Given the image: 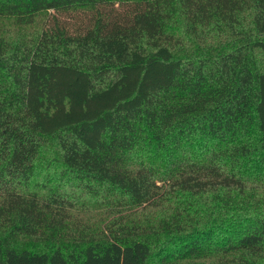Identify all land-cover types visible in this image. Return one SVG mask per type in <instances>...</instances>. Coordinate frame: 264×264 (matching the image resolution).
<instances>
[{
  "label": "trees",
  "instance_id": "obj_1",
  "mask_svg": "<svg viewBox=\"0 0 264 264\" xmlns=\"http://www.w3.org/2000/svg\"><path fill=\"white\" fill-rule=\"evenodd\" d=\"M0 264H264V0H0Z\"/></svg>",
  "mask_w": 264,
  "mask_h": 264
},
{
  "label": "rangeland",
  "instance_id": "obj_2",
  "mask_svg": "<svg viewBox=\"0 0 264 264\" xmlns=\"http://www.w3.org/2000/svg\"><path fill=\"white\" fill-rule=\"evenodd\" d=\"M67 47H71L70 42H67ZM69 56L68 50H63L52 41L41 37L34 61L37 63H59Z\"/></svg>",
  "mask_w": 264,
  "mask_h": 264
}]
</instances>
